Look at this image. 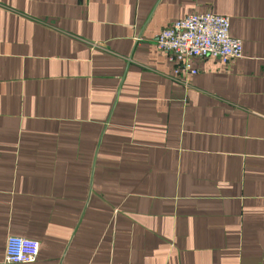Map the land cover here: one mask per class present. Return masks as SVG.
Here are the masks:
<instances>
[{"label":"crops","instance_id":"1","mask_svg":"<svg viewBox=\"0 0 264 264\" xmlns=\"http://www.w3.org/2000/svg\"><path fill=\"white\" fill-rule=\"evenodd\" d=\"M230 19L242 58L155 47ZM264 264V0H0V264Z\"/></svg>","mask_w":264,"mask_h":264},{"label":"built area","instance_id":"2","mask_svg":"<svg viewBox=\"0 0 264 264\" xmlns=\"http://www.w3.org/2000/svg\"><path fill=\"white\" fill-rule=\"evenodd\" d=\"M230 19L209 13L186 16L158 33L155 47L175 64V76L195 75L190 67L193 59L211 58L223 64L242 58V45L229 33ZM5 264H34L40 245L21 237H8Z\"/></svg>","mask_w":264,"mask_h":264}]
</instances>
